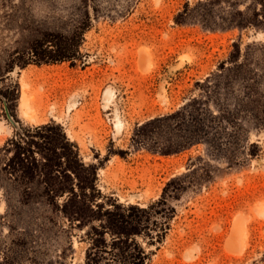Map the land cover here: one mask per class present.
I'll list each match as a JSON object with an SVG mask.
<instances>
[{
	"label": "rangeland",
	"instance_id": "obj_1",
	"mask_svg": "<svg viewBox=\"0 0 264 264\" xmlns=\"http://www.w3.org/2000/svg\"><path fill=\"white\" fill-rule=\"evenodd\" d=\"M93 179L79 226L47 191ZM171 180L145 264H264V0H0V264H85L105 210Z\"/></svg>",
	"mask_w": 264,
	"mask_h": 264
},
{
	"label": "trees",
	"instance_id": "obj_2",
	"mask_svg": "<svg viewBox=\"0 0 264 264\" xmlns=\"http://www.w3.org/2000/svg\"><path fill=\"white\" fill-rule=\"evenodd\" d=\"M49 43L51 42L49 41ZM43 46V41H37L32 44L27 61L34 64H53L63 60H70V57H72L70 53L62 52V50L52 52L51 50L43 49ZM42 128L45 129L46 126ZM59 157L77 160V154L73 151V146L71 145L63 147ZM57 167H60V165ZM92 176L94 178L95 171H93ZM82 184V182H78L79 195L75 193L73 188L67 191H47V196L51 195L53 197H62L63 194L67 193L68 200L66 204L75 202L79 205H74V209L68 214L69 218L79 222V226H85L86 223L95 219L93 216H85L83 210L86 204H90L89 208L91 207V202L87 200L85 193L86 191L91 193L96 191L94 179L87 188L82 187ZM180 189L181 187L176 181L171 180L164 187L161 198L146 208L113 206L111 210H105L106 221L104 224H100L99 228L90 226L85 233L87 240L90 242V246L85 253V264H145L148 256L135 238L147 236L151 243L162 239L160 231L164 233L166 230L165 222L174 213L173 209L167 206V198L173 197ZM96 207L100 210L103 209V207ZM156 215L162 219L163 222L161 224L152 221L153 216ZM150 227H154L157 230L153 236L148 234ZM105 235H109L110 239L108 241L105 239Z\"/></svg>",
	"mask_w": 264,
	"mask_h": 264
},
{
	"label": "bare ground",
	"instance_id": "obj_3",
	"mask_svg": "<svg viewBox=\"0 0 264 264\" xmlns=\"http://www.w3.org/2000/svg\"><path fill=\"white\" fill-rule=\"evenodd\" d=\"M106 94H105V97L108 99V98H110L109 96H110V93L109 92H105ZM104 97V98H105ZM104 100V99H103ZM106 100V99H105ZM110 101V100H109ZM109 101L108 102H106V103H109ZM72 105V104H71ZM116 117V116H115ZM114 121H116V123H114V125H115V128L116 129H119L120 128V126H121V124H120V122H119V120H117V118H116V120H114ZM118 134V133H117ZM230 246V248H231V245H229ZM232 249V248H231ZM237 250V249H236ZM233 251V250H232ZM234 251H235V249H234ZM238 251V250H237ZM234 253V252H233Z\"/></svg>",
	"mask_w": 264,
	"mask_h": 264
},
{
	"label": "water",
	"instance_id": "obj_4",
	"mask_svg": "<svg viewBox=\"0 0 264 264\" xmlns=\"http://www.w3.org/2000/svg\"><path fill=\"white\" fill-rule=\"evenodd\" d=\"M7 117H8V120L13 124V126H16V124L12 121V119L8 116V114H7Z\"/></svg>",
	"mask_w": 264,
	"mask_h": 264
}]
</instances>
